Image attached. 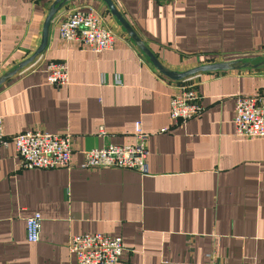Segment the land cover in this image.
<instances>
[{
	"label": "crops",
	"instance_id": "crops-1",
	"mask_svg": "<svg viewBox=\"0 0 264 264\" xmlns=\"http://www.w3.org/2000/svg\"><path fill=\"white\" fill-rule=\"evenodd\" d=\"M53 1L0 0V77L37 49ZM112 1L166 68L259 63L175 80L104 0H65L42 52L0 83V116L7 136L69 133L71 162L22 167L12 141L0 146V264H77L68 243L82 233L120 237L116 264H264V137L238 136L233 123L235 95L264 102V0ZM75 7L102 18L115 34L111 48L59 37ZM49 61L65 64L67 83L46 82ZM182 83L204 109L175 122L170 97ZM135 121L147 133L145 174L82 164L86 149L133 143ZM35 212L40 234L29 242L25 219Z\"/></svg>",
	"mask_w": 264,
	"mask_h": 264
},
{
	"label": "built area",
	"instance_id": "built-area-1",
	"mask_svg": "<svg viewBox=\"0 0 264 264\" xmlns=\"http://www.w3.org/2000/svg\"><path fill=\"white\" fill-rule=\"evenodd\" d=\"M59 37L66 41H77L93 51L111 48L114 32L92 9L75 7L69 10L58 26ZM68 70L65 64L49 61L46 66V82L60 87L67 83ZM115 82L120 83L119 78ZM200 102L191 84H179L178 90L170 97L169 115L175 122L185 121L202 112ZM235 134L242 137H264V102L257 96L235 95L233 116ZM162 127L161 130H166ZM101 131V128H100ZM135 141L129 144L106 143L102 146L84 150L85 167H125L147 172L146 145L147 133L134 123ZM12 141L20 166L33 168L67 167L71 162V139L69 133L47 131H21L7 136L2 129L0 116V146ZM41 216L38 212L25 219V237L29 242H37L41 228ZM68 249L77 264H116L123 253L124 245L120 237L101 233H82L70 236ZM209 264H223L213 260ZM252 264V263H251Z\"/></svg>",
	"mask_w": 264,
	"mask_h": 264
},
{
	"label": "water",
	"instance_id": "water-1",
	"mask_svg": "<svg viewBox=\"0 0 264 264\" xmlns=\"http://www.w3.org/2000/svg\"><path fill=\"white\" fill-rule=\"evenodd\" d=\"M110 11L121 21V23L126 27V29L129 31L130 35L135 39L138 46L141 48V50L148 56V58L152 61V63L165 75L168 77L175 79V80H182L188 76H191L197 72L200 71H207V70H227V69H235V68H241L245 66H256L257 63H252L250 61H241V60H230V61H216V62H210V63H204L200 64L182 71H176L173 69H169L164 67L160 61L157 59V57L141 42V40L137 37V35L134 33L132 28L129 26V24L125 21V19L121 16L120 12L115 8L112 0H104ZM65 0H54L52 2V5L49 8V11L45 17V20L43 22L42 26V33H41V41L38 45L37 49L30 55L28 58L22 60L16 69L21 68L28 62H30L37 54L42 52V50L45 48L47 44V38H48V29H49V23L53 16V14L60 8ZM262 62V61H260ZM16 69L14 71H11L7 73L6 75L0 77V83L8 76L16 72Z\"/></svg>",
	"mask_w": 264,
	"mask_h": 264
}]
</instances>
